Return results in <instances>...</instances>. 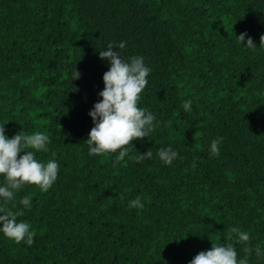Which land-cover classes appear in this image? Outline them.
I'll list each match as a JSON object with an SVG mask.
<instances>
[{"label":"trees","instance_id":"16d2710c","mask_svg":"<svg viewBox=\"0 0 264 264\" xmlns=\"http://www.w3.org/2000/svg\"><path fill=\"white\" fill-rule=\"evenodd\" d=\"M262 35L264 0H0V126L8 138L47 134L36 158L60 166L47 192L0 198L36 231L31 246L0 231V264H190L232 227L250 236L238 260L251 247L248 264H264ZM121 41L114 52L151 69L138 106L158 126L113 166L118 152L89 155L85 141L111 66L99 51ZM169 146L178 156L166 165L157 153ZM137 196L144 207L129 208Z\"/></svg>","mask_w":264,"mask_h":264},{"label":"clouds","instance_id":"9594fccd","mask_svg":"<svg viewBox=\"0 0 264 264\" xmlns=\"http://www.w3.org/2000/svg\"><path fill=\"white\" fill-rule=\"evenodd\" d=\"M245 36L247 33H241L237 36L238 41L247 48L255 49L257 45L250 36L246 45L243 44ZM260 45H264V35L260 37ZM125 46L124 41L119 42L118 45L109 43L106 50L99 51L100 58L109 61L111 66L103 75L104 89L99 93L102 100L95 103L93 110L89 113L94 127L85 141L89 148V155L99 156L118 152L113 166L124 160L131 150L128 146H133L134 140L148 137L158 126L154 124L156 117L138 106L141 93L148 84L147 77L151 69L145 65L144 58L141 56H133L125 61L120 51L112 50L113 48L124 49ZM75 76V79L80 77L77 69ZM76 90L73 88V91ZM191 104L190 99L185 100L182 108L190 112ZM221 139L218 137L211 142L210 151L214 156L219 155ZM49 143V136L44 132L25 134L22 130L12 138H8L5 135L4 125L0 126V176L4 177V185L0 186V198H3L5 202L13 201L14 194L25 185H35L42 192H47L53 186L58 178L59 164L54 159L46 163L41 162L35 155L36 152L48 151ZM21 152L25 154L20 155ZM152 155V150L149 149L144 154L139 153L136 160L141 162L144 159H151ZM157 155L164 164L171 165L177 158L178 152L169 146L160 148ZM195 166L194 162L193 167ZM19 203L24 208H29L31 197L25 196ZM128 207L142 209L144 204L137 196L129 201ZM0 212L4 213L0 215V224H2L0 231L4 236L17 244L24 241L31 246L34 243L36 231L31 228L29 222L17 220L24 215V212L3 208H0ZM230 233L234 234L230 242L212 243L210 250L198 253L190 264H248V255H251L253 249L245 247V257L238 260L236 245L249 243V233L241 231L239 227H232ZM255 253L259 257L264 255V250L256 246Z\"/></svg>","mask_w":264,"mask_h":264}]
</instances>
